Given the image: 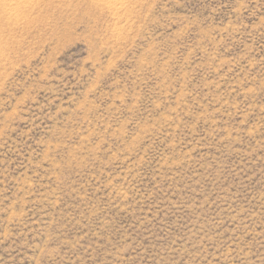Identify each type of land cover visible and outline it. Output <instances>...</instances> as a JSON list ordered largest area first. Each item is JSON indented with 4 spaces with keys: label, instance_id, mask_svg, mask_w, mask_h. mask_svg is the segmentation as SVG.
Here are the masks:
<instances>
[{
    "label": "rangeland",
    "instance_id": "1",
    "mask_svg": "<svg viewBox=\"0 0 264 264\" xmlns=\"http://www.w3.org/2000/svg\"><path fill=\"white\" fill-rule=\"evenodd\" d=\"M2 3L0 264H264V0Z\"/></svg>",
    "mask_w": 264,
    "mask_h": 264
},
{
    "label": "bare ground",
    "instance_id": "2",
    "mask_svg": "<svg viewBox=\"0 0 264 264\" xmlns=\"http://www.w3.org/2000/svg\"><path fill=\"white\" fill-rule=\"evenodd\" d=\"M0 1L3 2V3H5L6 5L8 4V5L12 6V5H19L21 3H24L27 0H0ZM101 1L112 2L115 5L116 3L121 2L123 0H101ZM9 14H14V12H12V8L11 7H10V10H9Z\"/></svg>",
    "mask_w": 264,
    "mask_h": 264
}]
</instances>
